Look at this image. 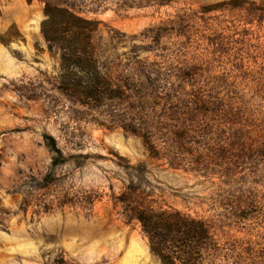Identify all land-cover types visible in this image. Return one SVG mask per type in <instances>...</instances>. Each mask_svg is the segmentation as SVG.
Segmentation results:
<instances>
[{"label":"rangeland","instance_id":"1","mask_svg":"<svg viewBox=\"0 0 264 264\" xmlns=\"http://www.w3.org/2000/svg\"><path fill=\"white\" fill-rule=\"evenodd\" d=\"M55 1L99 22L119 94L67 95L44 3L0 0V264H160L133 205L205 221L214 264H264V0Z\"/></svg>","mask_w":264,"mask_h":264},{"label":"trees","instance_id":"2","mask_svg":"<svg viewBox=\"0 0 264 264\" xmlns=\"http://www.w3.org/2000/svg\"><path fill=\"white\" fill-rule=\"evenodd\" d=\"M41 1V33L48 49L59 52L62 69L72 75L64 83V92L85 104H100L117 97V88L100 71L97 62L93 36L99 22L84 16V11L71 2ZM45 139L51 142V149L60 152L51 135ZM129 218L140 223L150 251L160 264H214L216 239L202 219L179 210L139 205H133Z\"/></svg>","mask_w":264,"mask_h":264}]
</instances>
